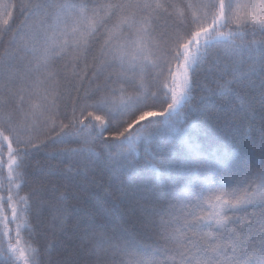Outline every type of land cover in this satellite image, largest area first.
I'll return each instance as SVG.
<instances>
[{"label":"snow or ice","instance_id":"1","mask_svg":"<svg viewBox=\"0 0 264 264\" xmlns=\"http://www.w3.org/2000/svg\"><path fill=\"white\" fill-rule=\"evenodd\" d=\"M0 7V39L12 33L0 56L8 96L3 105L6 117L0 121V141L7 143L10 180L12 165L21 167L29 155L27 149L36 147L21 140L13 115L23 112L27 116L26 94L33 95L34 86L43 87L61 76L59 65L69 57L82 62L85 69L93 67L96 80L104 79L103 86L77 102L72 119L56 133L60 139L53 140L67 142L69 133L64 129L89 120L91 133L99 141L109 149L113 147L109 139L118 141L117 147L125 153L111 167L104 161L103 168L99 160L93 161L79 150L58 154L63 162L72 161L60 179L78 193L72 197L80 205L73 209L76 243L81 256L92 258L89 264H105L106 260L107 254L93 246L103 238L100 219L121 226L126 234L124 250L135 257L128 264H264V0L247 4L248 14L243 18L235 15L232 0H207L201 5L203 16L177 18L170 28L166 23L163 31L155 19L151 30L145 27L154 10L147 3H110L106 18L96 5L87 3L20 0ZM155 7L167 10L162 4ZM17 10L23 19L13 31ZM130 10L144 18L135 19ZM18 40L27 42L21 46ZM97 62L102 66L96 67ZM149 64L160 69L165 81L159 95L152 93L151 104L146 98L123 107L116 105L110 97L123 88L112 86L134 85L127 73L136 67L146 69ZM198 92L203 95L196 101ZM77 111L81 118L76 117ZM241 113L243 119L237 124ZM148 116L162 119L133 132L134 125ZM93 121L98 122V132ZM200 121L219 129L235 128L236 134L230 139L217 138L213 147H206L197 135L196 122ZM169 130V135H161ZM249 132L253 139H247ZM141 149L146 157L143 168L149 170L147 179L141 178ZM3 155L0 143V167L5 163ZM105 170L108 187L116 185L120 194L119 204L111 201V193H105L101 182ZM30 199L0 195V220L5 229L9 222L17 224L16 246L9 242L5 253L12 264L17 260L38 264L37 249L26 255L28 249L20 247L17 223L21 212L31 214L29 208H18V204L26 205ZM180 200L191 208L182 229L175 224ZM63 202L56 199L57 205ZM9 209L11 221L6 214ZM66 212V208H54V229L63 231ZM170 229L174 230L171 234ZM175 231L192 235L182 240ZM138 236L155 237L164 244L142 246Z\"/></svg>","mask_w":264,"mask_h":264},{"label":"trees","instance_id":"2","mask_svg":"<svg viewBox=\"0 0 264 264\" xmlns=\"http://www.w3.org/2000/svg\"><path fill=\"white\" fill-rule=\"evenodd\" d=\"M13 2L19 3L20 0H0V5H10ZM56 2L67 4L87 3L89 6L96 5L97 11L105 18L111 11L106 9V5L110 3L151 4L154 10L152 11L151 17L148 18L149 23L145 27L151 30L153 26L152 20L155 19L163 31L167 30L164 28L166 23L170 28L173 20L177 18L187 16L191 19L193 16H203L204 9L201 5L206 3L207 0H56ZM260 2L261 0H232L234 12H236L239 6H245L248 12L247 4H258ZM157 4L165 5L167 10L165 11L164 8H156L155 6ZM188 5H191V7H188ZM132 13H135V19L137 20L144 18L136 10H130V15ZM157 13H161L162 15H157ZM2 15L3 8L0 7V16ZM169 16L171 19H168ZM13 19L15 21L13 31H15V27L23 19L18 10L14 12ZM112 22H116L115 18H113ZM232 27H235V25H232ZM101 31L103 32L104 30L101 29ZM11 38L12 33L10 32L6 37L0 39V56H3L4 49L8 47V41ZM25 42L27 41L18 40L17 43L22 46ZM29 47H31L30 42ZM153 59L155 58L153 57ZM89 63H92L91 58L89 59ZM156 63L159 64L160 61L157 60ZM65 64L68 65L66 68ZM101 66L102 62H97L96 67ZM59 68L61 76L56 77L51 83L43 87L34 86L33 95L26 94L24 112L27 113V116L23 112L19 115L13 114L21 140L29 145L35 144L36 147L30 146L27 149L29 155L24 159L21 167H17L16 164L12 165L11 180L9 178V168L6 165L7 161L4 163L5 165L0 167V195L7 197L9 193L12 194V190L16 191L17 200L19 197H31L26 205L23 203L18 204V208H29L31 212L30 215L21 212L17 220L20 226V247L28 249L25 253L26 255H31V249L35 248L38 250L35 256L38 264H89L92 258L81 256L79 254V245L76 243V219L73 209L80 205L72 197L78 195V193L66 181L60 179L62 175L68 172L72 161L63 162L58 154L65 151L79 150L91 160H99L101 162L100 167L103 168L104 161H107L111 167L113 162L119 161L121 155L125 153L117 147L119 144L118 141L108 140V143L113 145L111 149L105 146V142L99 141L91 133L89 120H84L83 125L77 123L74 126L64 129V133H69L65 138L67 142H53L54 139L57 141L60 139L56 136V133L60 131L61 125L69 123V120L72 119L73 108L77 105V102H83V99L87 95L104 84V79L96 80L92 75L93 67L85 69L82 62L76 61L72 57L62 62ZM127 78L133 80L134 85L112 86L117 89L123 88L122 91L118 90L114 96L110 97L120 107H123L125 104H134L137 100L144 101L146 98L148 103L151 104L152 93L156 92L159 95L160 89L165 82L164 78L160 76V69L152 67L151 64L146 69L136 67L135 71H129ZM167 82L171 83L170 78ZM73 85H75V88H73ZM4 87L3 70L0 69V121L6 117L3 105L7 102L8 96L5 95ZM76 89H79V91L77 92ZM195 95L196 101H199L203 93L198 92ZM160 99H163V97L161 96ZM87 103L91 104L93 101L88 100ZM237 103L243 104L244 101L238 100ZM53 105L55 106L53 107ZM140 107H143V105H140ZM96 114L103 115V113L99 112ZM139 115L140 113L137 112L136 116ZM65 116H67V119H65ZM76 117L81 118L79 111L76 112ZM123 119L128 121L129 117L124 115ZM156 119L162 118L156 116L145 117L140 123L134 125L132 131L136 132L142 125ZM242 119L243 114L241 113L236 117L237 124ZM193 120L195 121V118ZM93 123L97 124L98 132V122L93 121ZM84 125H89V127H84ZM196 129L199 141L206 147H213V141L217 138L221 140L224 138L230 139L236 134L235 128L219 129L215 124L207 121L196 122ZM245 130L247 131V128ZM64 133H61V135ZM169 134L170 130L167 133H161L162 136ZM105 135L107 136V133ZM247 139H253L251 132H249ZM0 143H3L4 152H6L7 143L3 141H0ZM125 146H127L126 142ZM13 147H16L15 137H13ZM257 155H259L258 140ZM140 158L141 178L147 179L149 178V170L143 168L146 157H144L142 149L140 150ZM82 171L84 174H87L85 170ZM12 181L15 182L13 183ZM101 182L105 186V193H111V201L119 204L120 194L116 191V185H113L111 188L108 187L110 180L107 170H105ZM80 183H85L83 178H81ZM118 183L119 181L116 182V184ZM88 187L91 186L89 185ZM105 193H102V195ZM42 197L44 198V202L41 201ZM57 198L64 202L57 205ZM188 199H191L190 195ZM57 206L67 209L63 222V231L59 228H53L54 208ZM190 211L191 208L187 206L185 200L177 202L176 228L182 229L184 227V219ZM6 214L9 216V221H11L10 210ZM98 223L102 226L103 238L94 241L93 246L101 254H107L105 264H121L122 261L123 264H128L129 259L135 258L124 250L126 234L122 231L121 226L107 223L102 219L98 220ZM3 224V221L0 220V264H12V262L6 259L5 253L7 252L9 242L14 247L16 246L17 228L14 227V223L9 222L11 227L5 229ZM6 231L8 235H5ZM173 231V229H170V234ZM175 235L183 240L191 237L192 234L188 232L186 237L183 231H175ZM9 237H11L10 241ZM137 240L142 246H155V243L160 245L164 244L163 240H158L155 237L147 239L138 236ZM135 255L139 256V254ZM150 258L144 257V259ZM15 264H22V261L17 260Z\"/></svg>","mask_w":264,"mask_h":264},{"label":"rangeland","instance_id":"3","mask_svg":"<svg viewBox=\"0 0 264 264\" xmlns=\"http://www.w3.org/2000/svg\"><path fill=\"white\" fill-rule=\"evenodd\" d=\"M247 14H248V12L246 11V8H245V6H239L238 8H237V10H236V12H235V15H237V16H239V17H246L247 16ZM233 25H235L234 23H233ZM149 117H155V116H148V117H146V118H149ZM5 151V150H4ZM2 159L6 162V161H8V156H7V151L6 152H4V155H3V157H2ZM5 165V164H4ZM6 165H8V163H6ZM11 192H12V195L14 196V198L16 199V191H12L11 190ZM10 210V209H9ZM10 216H11V211H10ZM11 218V217H10ZM4 225V224H3ZM8 227H11V225H9L8 224ZM14 227L15 228H17V224H14Z\"/></svg>","mask_w":264,"mask_h":264}]
</instances>
